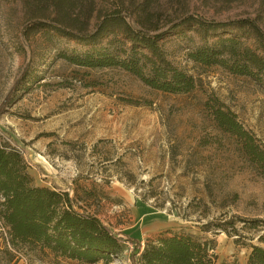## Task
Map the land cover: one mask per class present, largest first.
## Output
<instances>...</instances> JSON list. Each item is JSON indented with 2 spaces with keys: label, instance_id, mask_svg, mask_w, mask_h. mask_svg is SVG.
Returning <instances> with one entry per match:
<instances>
[{
  "label": "rangeland",
  "instance_id": "1",
  "mask_svg": "<svg viewBox=\"0 0 264 264\" xmlns=\"http://www.w3.org/2000/svg\"><path fill=\"white\" fill-rule=\"evenodd\" d=\"M188 1L215 20L256 17L259 2L205 9ZM33 14L31 3L0 0V131L16 141L33 185L71 197L75 188L124 242L109 264H131L128 238L142 249L174 234L213 243L217 264H247L250 246L264 247V172L212 112L233 114L264 151L260 86L197 65L177 46L174 60L195 80L188 94L152 90L121 69L79 68L56 59L41 35L24 38ZM257 18L264 31V14ZM8 240L0 222V264H78Z\"/></svg>",
  "mask_w": 264,
  "mask_h": 264
},
{
  "label": "trees",
  "instance_id": "2",
  "mask_svg": "<svg viewBox=\"0 0 264 264\" xmlns=\"http://www.w3.org/2000/svg\"><path fill=\"white\" fill-rule=\"evenodd\" d=\"M196 1L205 9H216L233 0ZM23 2L31 3L34 11L22 27L24 38L41 35L55 58L70 65L121 69L152 90L188 94L195 80L174 60L177 46L191 62L248 77L264 91V31L257 18L264 14V0L256 6V17L226 20L207 18L188 0ZM17 85L18 81L11 93ZM212 115L217 127L237 138L244 154L264 172V151L235 116L222 109H214ZM15 145L0 131V222L7 229L8 245L37 247L78 264H109L124 242L80 204L75 188H70L71 197L59 188L34 186ZM128 240L133 246L131 264H217L213 243L188 234L160 235L146 240L142 249L136 238ZM258 241L264 243V237ZM247 264H264V247L250 246Z\"/></svg>",
  "mask_w": 264,
  "mask_h": 264
}]
</instances>
